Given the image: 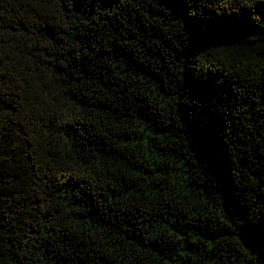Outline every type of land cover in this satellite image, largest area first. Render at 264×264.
Instances as JSON below:
<instances>
[{"label": "trees", "instance_id": "trees-1", "mask_svg": "<svg viewBox=\"0 0 264 264\" xmlns=\"http://www.w3.org/2000/svg\"><path fill=\"white\" fill-rule=\"evenodd\" d=\"M0 264H264V0H0Z\"/></svg>", "mask_w": 264, "mask_h": 264}]
</instances>
